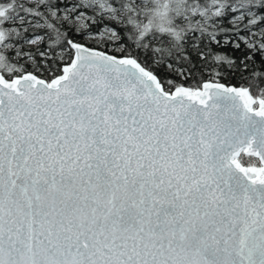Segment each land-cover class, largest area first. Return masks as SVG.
Listing matches in <instances>:
<instances>
[{
    "label": "snow or ice",
    "instance_id": "6c2138e0",
    "mask_svg": "<svg viewBox=\"0 0 264 264\" xmlns=\"http://www.w3.org/2000/svg\"><path fill=\"white\" fill-rule=\"evenodd\" d=\"M0 264H264V0H0Z\"/></svg>",
    "mask_w": 264,
    "mask_h": 264
}]
</instances>
